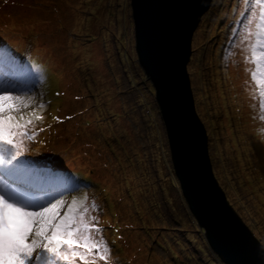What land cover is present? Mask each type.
I'll return each instance as SVG.
<instances>
[{"label": "rangeland", "instance_id": "obj_1", "mask_svg": "<svg viewBox=\"0 0 264 264\" xmlns=\"http://www.w3.org/2000/svg\"><path fill=\"white\" fill-rule=\"evenodd\" d=\"M209 12L188 63L195 107L219 183L264 244V0H214ZM133 29L130 0H0V60L31 59L44 76V83L20 81L6 72L0 82V90L15 87L34 100L23 115L39 131L17 138L19 160L29 178L69 176L80 186L51 202H65L61 213L73 200L95 204L89 217L109 247L107 264H218L200 226L184 215ZM42 65L57 70L59 85ZM35 191L31 202H43Z\"/></svg>", "mask_w": 264, "mask_h": 264}, {"label": "water", "instance_id": "obj_2", "mask_svg": "<svg viewBox=\"0 0 264 264\" xmlns=\"http://www.w3.org/2000/svg\"><path fill=\"white\" fill-rule=\"evenodd\" d=\"M214 0H130L134 50L154 88L172 169L188 209L224 264H264V244L227 198L214 174L188 63L191 43Z\"/></svg>", "mask_w": 264, "mask_h": 264}, {"label": "snow or ice", "instance_id": "obj_3", "mask_svg": "<svg viewBox=\"0 0 264 264\" xmlns=\"http://www.w3.org/2000/svg\"><path fill=\"white\" fill-rule=\"evenodd\" d=\"M18 90H0V165L5 166L0 168V264H59L70 258L81 264H97V260L107 264L109 247L98 220L89 217L95 204L89 208L73 200L61 213L62 200L31 202V180L25 162L19 160L22 148L17 138L34 139L39 129L23 115L33 98L14 94Z\"/></svg>", "mask_w": 264, "mask_h": 264}, {"label": "trees", "instance_id": "obj_4", "mask_svg": "<svg viewBox=\"0 0 264 264\" xmlns=\"http://www.w3.org/2000/svg\"><path fill=\"white\" fill-rule=\"evenodd\" d=\"M212 5H213V3H212ZM212 11V10H211ZM210 13V12H209ZM208 13V14H209ZM4 49V47L3 46H0V51L1 50H3ZM5 51V50H4ZM7 54H9V50H8V52H7ZM87 57V56H86ZM90 58H88V60H89ZM9 61H7V60H0V62H2V63H8V64H10V70H8V69H5L6 71H8V72H11V74H10V78H12V79H14V80H20V81H24V79L23 78H27V77H31V79H33V80H36V79H39V81H42V79H44V76H38V73L36 72V68L37 67H39V64L38 63H35L33 60H31V59H25V62H22L21 63V61L20 60H17L16 58H13V59H8ZM93 60V59H92ZM91 59H90V61H92ZM48 63V62H47ZM92 63H93V61H92ZM51 63H48V65H50ZM57 67H59V66H57L56 65V68ZM42 68L43 69H45V71L47 72V73H49V74H51V75H55V79H56V82H57V84H58V80H57V75H58V73H57V70L55 69H53V70H47L45 67H43V65H42ZM52 68V67H51ZM16 71V72H15ZM16 73V74H13V73ZM43 82V81H42ZM44 83V82H43ZM59 85V84H58ZM0 166H3V165H0ZM4 167V166H3ZM215 174V176H216V178H218L217 177V173H214ZM252 176V175H251ZM65 178L64 177H55V178H50V179H47V180H45V184H43L42 182L44 181H41V179H38L39 181H41V183H40V186H43V185H45L46 187H48V186H52V185H57L56 187H55V189H61L63 186H65V185H68L66 182H63L62 180H64ZM55 181L56 180V182H52V181ZM72 182V181H71ZM74 182V181H73ZM222 186V185H221ZM70 187H72V185L70 184ZM55 189H53V191H55ZM225 190V189H224ZM225 192H226V190H225ZM67 194V193H66ZM68 195H70V194H68ZM226 195H227V193H226ZM227 198H228V195H227ZM228 200H229V198H228ZM188 210V211H187ZM186 210V212H187V215L184 213V215H185V217H186V219H187V221H189L190 223H189V225L191 226V227H194L195 225H197V226H199L198 225V223H197V221H196V219L193 217V215H192V213L190 212V210L189 209H187ZM199 229H200V231H201V233L203 232L202 230V228L201 227H199ZM198 232V231H197ZM198 234V233H197ZM198 236H200L199 234H198ZM205 249V248H204ZM205 251L207 252V250L205 249ZM208 253V252H207ZM211 257V256H210ZM212 258V257H211ZM216 262L218 263V264H223V262L219 259V257L218 256H216ZM218 260V261H217ZM196 263H199L198 261H196ZM204 263V262H203ZM201 264V263H200Z\"/></svg>", "mask_w": 264, "mask_h": 264}, {"label": "clouds", "instance_id": "obj_5", "mask_svg": "<svg viewBox=\"0 0 264 264\" xmlns=\"http://www.w3.org/2000/svg\"><path fill=\"white\" fill-rule=\"evenodd\" d=\"M214 2V1H213ZM174 173V172H173ZM215 173V172H214ZM55 178V177H54ZM66 180H67V182L69 183V184H71V180H70V178H69V176H67V177H64ZM177 179V178H176ZM54 182H56V180L54 181ZM41 183V182H40ZM43 184H45V182H42ZM41 183V184H42ZM68 184V185H69ZM45 185H43V186H40V184L37 186V190H39V193H43L45 196H46V193H44L46 190H43L42 188L44 187ZM40 187V188H39ZM42 187V188H41ZM46 187V186H45ZM72 188H73V186H72ZM70 189V188H69ZM73 192H74V190H73ZM30 193H33L34 195L35 194H37L38 192H33V190H31L30 191ZM214 253V252H213ZM220 259V258H219ZM221 260V259H220Z\"/></svg>", "mask_w": 264, "mask_h": 264}, {"label": "bare ground", "instance_id": "obj_6", "mask_svg": "<svg viewBox=\"0 0 264 264\" xmlns=\"http://www.w3.org/2000/svg\"><path fill=\"white\" fill-rule=\"evenodd\" d=\"M134 30V29H133ZM47 60V62L48 63H51L52 64V62H50V61H48V59H46ZM67 156H69V155H67ZM147 167V166H146ZM168 167V166H167ZM157 169V168H156ZM163 170V169H162ZM63 188V187H62ZM55 190H59L58 188L57 189H55ZM53 191V190H52ZM65 212V211H64ZM184 212V211H183ZM203 231V230H202ZM203 234H204V232H203Z\"/></svg>", "mask_w": 264, "mask_h": 264}]
</instances>
